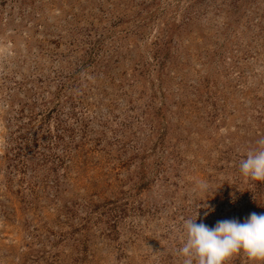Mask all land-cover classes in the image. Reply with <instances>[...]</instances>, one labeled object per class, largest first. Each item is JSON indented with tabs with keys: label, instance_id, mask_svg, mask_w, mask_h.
Masks as SVG:
<instances>
[{
	"label": "rangeland",
	"instance_id": "374dc122",
	"mask_svg": "<svg viewBox=\"0 0 264 264\" xmlns=\"http://www.w3.org/2000/svg\"><path fill=\"white\" fill-rule=\"evenodd\" d=\"M261 140L264 0H0V264H184Z\"/></svg>",
	"mask_w": 264,
	"mask_h": 264
},
{
	"label": "clouds",
	"instance_id": "9594fccd",
	"mask_svg": "<svg viewBox=\"0 0 264 264\" xmlns=\"http://www.w3.org/2000/svg\"><path fill=\"white\" fill-rule=\"evenodd\" d=\"M258 143L261 147L247 154L239 170L246 178L264 182V140ZM200 191L207 192L208 185L201 183ZM201 208L206 209L205 217L214 211L207 202ZM197 219L183 222L187 238L180 253L184 264H225L229 257L241 250L254 260L264 261V213H252L243 222L238 219L221 220L213 227L197 223Z\"/></svg>",
	"mask_w": 264,
	"mask_h": 264
}]
</instances>
